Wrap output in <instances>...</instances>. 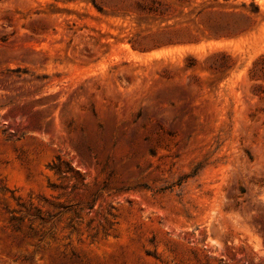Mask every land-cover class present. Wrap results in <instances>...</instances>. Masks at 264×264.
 <instances>
[{
  "label": "rangeland",
  "instance_id": "rangeland-1",
  "mask_svg": "<svg viewBox=\"0 0 264 264\" xmlns=\"http://www.w3.org/2000/svg\"><path fill=\"white\" fill-rule=\"evenodd\" d=\"M149 1L0 0V264H264V0L219 40L215 0Z\"/></svg>",
  "mask_w": 264,
  "mask_h": 264
},
{
  "label": "trees",
  "instance_id": "trees-1",
  "mask_svg": "<svg viewBox=\"0 0 264 264\" xmlns=\"http://www.w3.org/2000/svg\"><path fill=\"white\" fill-rule=\"evenodd\" d=\"M176 1L182 3L186 0ZM228 1L229 0H223V3H220L215 0V5L209 6L208 9L200 11V13L208 12L217 15L216 21L218 31L215 34L207 36V39H229L241 35L250 29L251 25L255 22V18L259 16V7L253 2H251L249 6H247L245 3H241L239 6H236L228 5ZM170 4L171 0H150L141 11L146 15L157 17L161 20V22H168L173 19L172 16H170V14L167 12ZM174 26L175 25L164 26L163 28L157 29L155 33L157 34V37L155 40L152 39V45L150 47H147L141 42L130 41L132 49L144 53L165 46L198 44L201 41L199 39V33L193 32L185 26L175 30ZM218 58H221L222 63H220L217 68L213 66L207 67L206 69L208 71L213 73L219 70H231L233 66V64H231L233 59L224 51H213L208 55L206 60H217ZM250 73H260L262 76H264V54L260 55L258 59L254 61L253 66L250 69ZM57 161L59 162V159H57ZM51 169L55 172H59L60 165L54 164Z\"/></svg>",
  "mask_w": 264,
  "mask_h": 264
}]
</instances>
